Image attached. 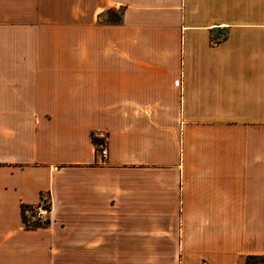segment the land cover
I'll return each instance as SVG.
<instances>
[{
    "label": "crops",
    "instance_id": "obj_1",
    "mask_svg": "<svg viewBox=\"0 0 264 264\" xmlns=\"http://www.w3.org/2000/svg\"><path fill=\"white\" fill-rule=\"evenodd\" d=\"M42 197L48 222L27 226ZM251 254L264 0H0V264Z\"/></svg>",
    "mask_w": 264,
    "mask_h": 264
},
{
    "label": "built area",
    "instance_id": "obj_2",
    "mask_svg": "<svg viewBox=\"0 0 264 264\" xmlns=\"http://www.w3.org/2000/svg\"><path fill=\"white\" fill-rule=\"evenodd\" d=\"M98 151L103 157L102 160L106 159L108 155V147L105 142L99 144ZM51 210V201L42 197L39 202L24 207V211L27 212V217L24 218V222L27 226L42 225L48 222ZM261 264H264V261Z\"/></svg>",
    "mask_w": 264,
    "mask_h": 264
},
{
    "label": "trees",
    "instance_id": "obj_3",
    "mask_svg": "<svg viewBox=\"0 0 264 264\" xmlns=\"http://www.w3.org/2000/svg\"><path fill=\"white\" fill-rule=\"evenodd\" d=\"M109 16L112 19L119 20L120 15H118L113 9L108 10ZM93 139L96 142V144L99 147V144L102 142V138H100L98 135L93 134ZM264 261V256L262 255H248L246 259V264H261Z\"/></svg>",
    "mask_w": 264,
    "mask_h": 264
},
{
    "label": "rangeland",
    "instance_id": "obj_4",
    "mask_svg": "<svg viewBox=\"0 0 264 264\" xmlns=\"http://www.w3.org/2000/svg\"><path fill=\"white\" fill-rule=\"evenodd\" d=\"M108 17V16H107Z\"/></svg>",
    "mask_w": 264,
    "mask_h": 264
}]
</instances>
